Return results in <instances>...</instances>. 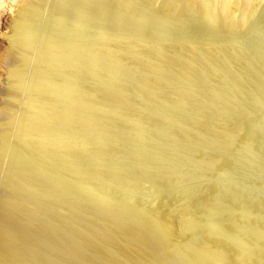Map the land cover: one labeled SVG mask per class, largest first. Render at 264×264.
<instances>
[{
    "label": "bare ground",
    "instance_id": "6f19581e",
    "mask_svg": "<svg viewBox=\"0 0 264 264\" xmlns=\"http://www.w3.org/2000/svg\"><path fill=\"white\" fill-rule=\"evenodd\" d=\"M7 1L0 0V23L11 29L6 36L10 45L0 52L1 71L7 74L0 93V264H182L179 259L172 258L171 246L184 251L196 264H208L200 255L201 249L212 255L216 263L228 264L223 247L209 244L199 236L173 243L169 223L156 213H149L157 233L145 228L138 219L139 210L126 213L116 207L110 193L104 210L98 205L89 206L80 195L73 193L60 174L51 171L53 167L48 163L60 160L77 169L74 144L99 159L100 154L91 150L86 134L93 132L99 146H103L104 129L95 120H89L87 113L90 106L121 112L127 107L124 98L120 99V93L126 88L121 80L125 75L121 76L119 70L121 62L148 71L154 78V82L148 84L149 89L160 92V80L165 79L175 88L183 83L188 91L197 92L196 95H201L202 75L209 79L218 75L236 83L241 82L238 68H243L258 76L257 97L261 102L264 0H118V11L105 0H51L50 12L58 26L65 21L64 25L71 23L80 28V34L83 31L85 35H81V40L78 31L77 36L69 30L70 25L67 29L64 27L66 33H61L62 26H59L61 32L54 29L53 22L52 31L45 26L39 32L38 18L41 16L38 14L44 7V0H13L17 9L12 16L4 9ZM148 7H153L154 11H148ZM106 14L113 15L114 22L107 21ZM130 18L145 20L151 28L150 33L142 26H133L134 20L128 23ZM165 20L181 24V27L186 21H193L203 26L204 31L211 30L215 39H209L205 32L198 41L185 28L178 27L184 32L180 30V40L177 38L173 48L167 49L154 37L155 33L152 35L155 29H160L165 40L173 41L170 29L162 26ZM90 27L99 31L101 42L90 36ZM113 30L118 35V44L112 37ZM241 30L256 34L259 46H242L236 35ZM146 39L153 43L151 47L139 44ZM104 48L111 51L103 52ZM127 53L144 59L143 64L140 60L141 66L133 67L132 58L130 63L126 60ZM98 72L111 76L114 85L95 84L89 91L85 83L90 73ZM184 91L174 99L163 94L159 96L162 103L178 107L197 99L200 102L198 110L203 112L199 96L190 99ZM228 94L232 96L233 92ZM213 95H217L215 88ZM77 103L82 107H77ZM79 108H83V112ZM218 111L222 115L228 113L224 107ZM140 122L135 119L138 128L143 125ZM56 146L63 153L57 154ZM109 154L117 156L118 153L110 151ZM206 161L215 164L218 159ZM76 171V178L91 191L87 176L80 169ZM122 183L128 186L130 182L123 179ZM195 216L190 214L187 219ZM208 220L219 233L223 226L218 215L209 214ZM258 230L260 232L261 228ZM240 245L246 253H252L253 248L247 240H242ZM249 263V260L245 262Z\"/></svg>",
    "mask_w": 264,
    "mask_h": 264
},
{
    "label": "rangeland",
    "instance_id": "374dc122",
    "mask_svg": "<svg viewBox=\"0 0 264 264\" xmlns=\"http://www.w3.org/2000/svg\"><path fill=\"white\" fill-rule=\"evenodd\" d=\"M105 1L114 10H119L118 0ZM44 2V7L38 14L42 17L41 19L38 16L39 32L41 33L40 28L44 30L47 27V30L52 31L55 25L54 29L58 28V30L59 26H62L61 29L66 26L67 29L70 25L69 30H73L77 36L78 31L81 40V35L83 36L84 32L82 31L80 34L81 29L73 27L71 23L64 25L65 21L58 26L50 12L51 0H44ZM15 3L13 0H8L4 5V9L9 11V16L15 14L17 9ZM152 8L148 7L147 10L153 12ZM105 16L107 21L114 22L113 15L106 14ZM262 19L264 20V16ZM128 20H130L128 23H132L134 20L135 23L133 22L132 25L142 26L147 33L151 30L143 19L130 18ZM70 21L71 19L68 18L67 22ZM166 21L172 26L170 27ZM52 22L55 25H52ZM65 24L67 23L65 22ZM162 26L170 29L171 37L175 40H165L162 32H159L160 29L159 31L155 29L152 35L155 33L153 36L167 49L173 48L177 38L180 40V30L183 29L179 30L178 27L185 28L184 30L190 32L198 41H201L200 37L205 32L208 33L209 39H215L211 30L208 29V32L205 29L206 31H204L203 26H197L189 20L183 24L184 27L168 20H165ZM71 27L73 28L70 29ZM65 28L64 31L61 32L60 29L59 32L66 33ZM43 30L42 32H44ZM10 33V27L0 23V52L10 45L9 39L6 38ZM40 33L36 40L37 43ZM89 33L95 41L103 40L95 27H90ZM111 34L118 44L119 38L116 31H111ZM236 35L239 36L237 39L239 43H243L242 46L258 47L260 44L257 35L251 31L248 33L241 30ZM139 44L147 48L151 47L153 43L146 39V41H139ZM184 45L187 46L185 42ZM107 49L104 48L103 52ZM261 50H264V30H261ZM110 51L109 48L106 53ZM127 54L126 56L130 58L126 57V60L129 63L133 61L130 63L134 65L133 67L143 64L144 59L130 53ZM121 63L119 70L123 73L121 76L125 75L121 80H124L126 88L124 92L120 93V99L126 98L128 104L124 99L123 102L127 107L121 112L110 108L98 110V108L90 106L87 113L89 120H95L101 129H104L103 138L105 139L103 141L106 140L103 144L104 147L99 146L93 132H88L89 135L86 134L91 150L100 154L99 159L74 144L73 150L77 155L78 168L73 169L67 163L58 160L48 163L49 167L51 165L50 168L53 167L51 171L60 174L71 190H74L73 193L76 192L78 196L80 195L79 197L89 206L98 205L100 209L104 210L105 200L110 193L116 207H120L130 214L136 211L134 209L139 210L140 215L137 212L138 219L144 227L157 233V228L149 216V213H156L171 225L173 232L171 241L173 240V243L190 241V238L199 236L209 244L223 247L228 264H245L248 260L249 264H264V71L261 70V102H259L257 97L259 78L243 68H238L237 74L241 78V82H236L237 84L228 82L218 75L213 76L212 79L202 75L201 95H196L197 92L188 91L183 83L175 88L173 85H169L165 79L160 80L159 90L162 93L158 89H149L148 84L154 82V78L148 71L143 68H139V70L131 68L132 66L129 67V64L127 63V65L125 62ZM0 65L1 93V86L6 82L7 74L5 70L1 71V61ZM103 73H90L85 88L89 90L97 84L114 85L112 77H107L108 75H103ZM240 83H242V87ZM142 85L144 88L141 87ZM214 88L217 91L216 96L213 95ZM184 90L190 99L195 95L199 96L205 109L203 112L198 110L200 102L196 97H194L195 102L191 101L190 104L182 107L175 106L173 103L161 102L162 94L174 99L180 91L185 92ZM229 92H233V95L230 96ZM0 97L2 98V94ZM76 105L82 107L79 106V103ZM221 107L227 108L228 113L220 114L218 110ZM79 110L82 111L83 108H79ZM132 117L134 120H131ZM135 119L139 122L142 121L140 122L141 125L143 123L142 127L138 128L135 125ZM110 135L115 138H111ZM109 150L118 153V157L110 155ZM55 152L63 153L58 146L55 147ZM214 157L218 159L215 164L206 161ZM79 169L90 181H88L89 187L91 185L89 189L92 192L76 178V170ZM123 179L130 182L128 186L122 183ZM140 210L146 211L141 214ZM130 214L129 216H131ZM190 214L196 216L189 221L187 216ZM209 214L218 215L220 224L223 226L219 233L215 231L208 220ZM187 229H191L193 233H189ZM257 233H261V235ZM256 235L261 237H255ZM242 240H247L248 244L252 246V253L249 251L247 252L250 254L246 253V250L242 249L240 245ZM169 251L172 258L179 259L182 264H196L176 246H171ZM200 255L203 256L206 263L218 264L213 256H210L205 250L201 249Z\"/></svg>",
    "mask_w": 264,
    "mask_h": 264
}]
</instances>
